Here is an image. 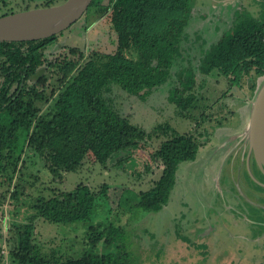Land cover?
I'll return each instance as SVG.
<instances>
[{
	"label": "trees",
	"instance_id": "16d2710c",
	"mask_svg": "<svg viewBox=\"0 0 264 264\" xmlns=\"http://www.w3.org/2000/svg\"><path fill=\"white\" fill-rule=\"evenodd\" d=\"M5 5L0 0V17L16 12L3 9ZM192 7L191 0H92L83 21L76 23L84 22L81 27L87 30L88 19L94 23L110 14L112 31L108 36L113 46L102 54L98 49L84 51L75 46L54 56L60 37L71 26L43 40L0 42V170L12 175L20 172L22 155L28 150L52 180L61 182L62 174L75 173L97 144L117 155L137 150L148 140V133L105 98L114 85L141 101L168 86L167 100L178 116L202 110L203 121L197 126L214 120L213 112H204L213 107L203 104L205 98L198 92L204 85L201 77L216 73L230 88H240L248 81L254 90L252 77L264 76V23L238 13L229 31L201 51L198 64L190 67L185 60V30ZM183 62L186 66H181ZM197 75L201 76L199 83ZM205 130L200 133L206 136L203 141L194 134H184L158 145L152 156L161 168L160 175L150 188L138 192L134 207L158 213L167 204L179 165L194 161L199 149L208 143ZM106 190L103 185L101 192H95L81 182L66 192L55 187L50 195L37 197L32 208L36 220L49 224L87 223ZM20 192L22 187L14 188L10 198L16 199ZM8 226L15 230L9 251L11 264H117L108 255L94 252L71 256L52 249L43 253L34 242V222ZM89 234L93 244L103 239L95 228L91 227ZM3 259L0 229V264Z\"/></svg>",
	"mask_w": 264,
	"mask_h": 264
},
{
	"label": "rangeland",
	"instance_id": "374dc122",
	"mask_svg": "<svg viewBox=\"0 0 264 264\" xmlns=\"http://www.w3.org/2000/svg\"><path fill=\"white\" fill-rule=\"evenodd\" d=\"M191 1L192 17L185 30L188 38L185 60L190 64L183 62L181 66L187 64L195 67L201 51L216 43L229 31L238 13L249 14L255 20L264 23V0ZM4 2L6 5L2 7L3 9L11 8L18 12L25 10L27 6L28 9L41 8L46 2L57 5L63 0H4ZM83 18L82 16V21ZM82 21L64 32L60 37V46L53 51L54 56L67 53L68 47L75 46L84 51L98 49L101 54L110 51L113 46V40L108 36L112 31L110 14L94 23L92 18L88 19L87 30L81 27L84 24ZM2 60L0 58V64ZM199 77L201 76L197 75V83L200 82ZM201 78H204V85L198 92L205 98L203 104L213 107L204 111L213 112L214 120L208 125H196L197 122L203 121L200 119L202 110L199 108L190 111L186 117L178 116L174 105L167 100L168 86L159 88L145 101H141L114 85L110 92L105 94V98L115 110L148 133V140L137 150L129 155H117L97 144L89 150L82 166L75 173L62 174L61 182L52 180V176L42 167V163L33 157L32 152L26 150L22 155L24 163L22 162L20 172L12 175L10 171L0 170V208L2 207L1 210L5 212L7 210V216H10L8 224L34 222V242L43 253H50L52 249L71 256L94 252L108 255L110 260L117 264H226L219 262L224 256L217 255L219 248L212 244L216 231L211 230V226L206 230L202 224L206 220L195 222L192 201L196 195L209 196L208 193L218 186L221 171L218 162L212 159L211 155L215 150H219L224 135L228 134L225 129H219V125L247 128L252 102L264 82V76L252 77L255 83L254 90L250 88L248 81L243 82L240 88H230L226 80L216 73ZM52 80L50 78V84H53ZM44 109L45 105L42 106V110ZM205 128L206 132H210L208 135L210 140L204 151L200 148L196 162L182 165L185 167L179 172V185L168 206L169 213L179 210L183 216L180 219L178 216L179 220L167 223L164 221L167 213L163 208L160 213L154 214L134 207L138 203V192L150 188L160 175L161 168L152 156L158 145L166 139L184 134H194L203 141L206 136L200 133ZM231 148L232 145L225 147L224 150L228 151ZM1 162L2 159L0 164ZM188 174L189 178L186 180ZM11 176L12 181L9 180ZM80 182L95 192H101L102 186H107L105 196L96 202L90 221L54 225L36 220L32 206L37 197L50 195V189L55 187L65 192L71 191ZM220 185L222 187V181ZM16 187H22L23 192H20L16 199H12L10 195ZM259 191L264 193L263 189ZM258 203L264 205V199L258 200ZM235 206L233 210L249 212L250 218L257 214L255 217L257 221L264 224V213L261 209L251 206L248 208L243 201L240 204L236 203ZM8 224L2 231L4 257L2 264H11L9 251L13 246L15 230ZM91 227L101 231L103 235L102 241L97 244L90 242ZM195 227H201L206 231L198 233ZM245 228L253 232L251 238H256L260 234L261 243L264 244V226L246 225ZM234 232L236 236L242 234L239 229L231 226V235L235 234ZM226 233L224 231V234ZM248 235L250 234L247 233ZM222 244L223 251L231 250L232 246H235L228 238L220 241V245ZM225 251L221 253L225 255V259L233 257L231 253ZM234 251L236 257L232 260L233 264H264V258L263 261L260 260L264 257L261 251L257 253L254 249L255 255L246 262L243 252L238 253V249ZM238 260H241V263H235Z\"/></svg>",
	"mask_w": 264,
	"mask_h": 264
},
{
	"label": "flooded vegetation",
	"instance_id": "af4514ba",
	"mask_svg": "<svg viewBox=\"0 0 264 264\" xmlns=\"http://www.w3.org/2000/svg\"><path fill=\"white\" fill-rule=\"evenodd\" d=\"M219 126V129H225L228 132V134L224 135V141L220 144L219 150H224L225 147L227 148L230 145H232V148L228 151L215 150L213 155H211L212 159L218 162V167L221 171L219 184L213 191L208 193L209 196H194L192 201V213L196 223L206 220L202 223L206 227V230L211 226V230L220 232L225 231V233L228 231L227 236L230 240L242 241L249 244L250 251L248 253L245 252V254L242 251L246 262L250 257L255 255L254 249L257 250V253L261 251V255H264V244L261 243L260 234L256 238H251L253 232L249 231L245 226L256 225L262 227L264 224L257 221V218H255L257 214L255 217L250 218L248 217L249 212L244 213L242 211L241 213L232 208H236V203L240 204L243 201V203L247 204L248 208L250 206L259 208L264 213V205L258 203V200L264 199V193L259 191V189L264 190V164L258 166L253 159L248 141L247 128L243 129L240 126L239 128ZM208 135H210V132H207V136ZM207 139L209 142L210 137H207ZM194 161H196V159ZM221 181L222 187L220 185ZM253 198L255 201H253ZM226 216H229V218L233 220V222L227 223V226L225 224ZM231 226L239 229L242 234L236 236L234 232L235 234L231 235V231H229ZM245 229L248 231H244ZM247 233L250 235L247 236ZM242 235L244 236L242 237ZM241 238L242 240H240ZM255 246L261 248H255ZM226 248H228V246H226ZM225 250H228V252ZM225 250L226 253H231V255L235 256V246H232L231 250ZM241 250H243V248H241ZM240 252L241 251L238 253ZM263 258L264 257L260 258V260Z\"/></svg>",
	"mask_w": 264,
	"mask_h": 264
},
{
	"label": "water",
	"instance_id": "95a60500",
	"mask_svg": "<svg viewBox=\"0 0 264 264\" xmlns=\"http://www.w3.org/2000/svg\"><path fill=\"white\" fill-rule=\"evenodd\" d=\"M92 0H63L48 7L27 9L0 17V42H32L55 36L76 23ZM253 159L264 164V82L250 110L247 126Z\"/></svg>",
	"mask_w": 264,
	"mask_h": 264
},
{
	"label": "crops",
	"instance_id": "0c3cea01",
	"mask_svg": "<svg viewBox=\"0 0 264 264\" xmlns=\"http://www.w3.org/2000/svg\"><path fill=\"white\" fill-rule=\"evenodd\" d=\"M206 146V145H205ZM205 146L204 147H202L201 149H203V151H204V149H205ZM199 153H200V149H199V151H198V154H197V157H198V155H199ZM197 157H196V161H197ZM195 161V162H196ZM185 163H193V161H189V162H183V163H181L180 165H179V167H178V170H177V172H176V175H175V184H174V187H173V189H172V191H171V193H170V196H169V200H168V202H167V204L163 207V210L165 211V213H167L166 214V216H165V218H164V221L165 222H167V223H171V222H174L177 218H178V216H179V219L181 218V216H183V214L181 213V211H179V210H176V211H173V212H170L169 213V210L168 209H170V208H168V206L171 204V202H172V198H173V196L175 195V192H176V187H178V185H179V172L181 171V169H183L185 166H182V165H184ZM188 178H189V174H188V176L186 177V180H188ZM191 179H192V177H191ZM177 196V195H176ZM162 210V211H163ZM161 211V212H162ZM168 211V212H167ZM158 213H160V211L158 212ZM154 214H157V213H154ZM182 214V215H181ZM226 219V226H227V223H229V222H233V220H232V218H229V216H226L225 217ZM179 219H177V220H179ZM195 229L198 231V233H200V232H204L205 230L203 229V228H201V227H195ZM229 231H231V229H229ZM244 231H248V230H244ZM241 233V232H240ZM227 234H228V231H227V233L226 234H224V232H220V231H216V237L214 238V241H213V243L212 244H215V247L216 248H218L219 247V252H218V254L217 255H219V256H221V257H223L224 256V258L223 259H219V262H225L226 264H233L232 263V260L236 257V253H235V256H233L232 258H226L225 259V255H221V253L223 252L222 250H220V247H222L224 244H222V245H220V241H222L223 239H227L228 238V236H227ZM244 235H242V237H243ZM204 239H206V237L204 238ZM229 239V238H228ZM216 240V241H215ZM240 240H242V238L240 239ZM233 243H235V248L236 249H238V252L239 251H243L244 252V254H245V252L246 253H248L249 251H250V245L249 244H247V243H245V242H242V241H239V242H237V240L236 241H233ZM220 245V246H219ZM241 248H243V250H241ZM245 250V251H244ZM235 263H241V260H238L237 262H235Z\"/></svg>",
	"mask_w": 264,
	"mask_h": 264
},
{
	"label": "built area",
	"instance_id": "2783aa9c",
	"mask_svg": "<svg viewBox=\"0 0 264 264\" xmlns=\"http://www.w3.org/2000/svg\"><path fill=\"white\" fill-rule=\"evenodd\" d=\"M2 209V207L0 208V229L2 230V231H4V229H5V227L7 226V224H8V219L10 218V216L8 215L7 216V210H6V212H5V210H1Z\"/></svg>",
	"mask_w": 264,
	"mask_h": 264
}]
</instances>
